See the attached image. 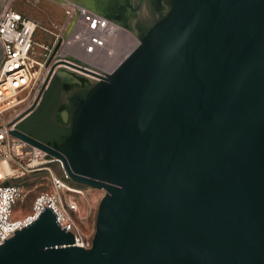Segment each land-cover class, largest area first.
Returning <instances> with one entry per match:
<instances>
[{
  "label": "water",
  "instance_id": "1",
  "mask_svg": "<svg viewBox=\"0 0 264 264\" xmlns=\"http://www.w3.org/2000/svg\"><path fill=\"white\" fill-rule=\"evenodd\" d=\"M169 4L111 73L66 64L97 82L57 147L17 127L43 93L8 132L104 190L91 247L46 207L0 264H264V0Z\"/></svg>",
  "mask_w": 264,
  "mask_h": 264
},
{
  "label": "built area",
  "instance_id": "2",
  "mask_svg": "<svg viewBox=\"0 0 264 264\" xmlns=\"http://www.w3.org/2000/svg\"><path fill=\"white\" fill-rule=\"evenodd\" d=\"M63 15V24L54 26L57 31L54 34L55 43L45 47L33 42L36 29H41L36 22L24 18L7 5L0 8V174H3L0 180V246L16 231L34 222L48 207L56 215L58 225L74 235L76 246L80 242L78 247H91V242L84 243L74 233L69 216V213L77 211V204L67 199L66 194L79 193L78 190L70 188L47 169L50 191L42 192L35 198L28 215L16 218L13 207L21 198L22 189L7 183L25 173L41 171L47 162L57 163L64 179L70 180L60 161L8 132L16 128V119L32 108L58 68L65 67L87 75L66 65L69 64L101 76L108 74L106 71H94L97 68L89 63L110 44L113 34L108 20L72 0L63 1ZM56 41H59V45L54 50ZM36 47L43 49L42 57L38 56ZM8 166L13 171L11 174L4 172Z\"/></svg>",
  "mask_w": 264,
  "mask_h": 264
},
{
  "label": "rangeland",
  "instance_id": "3",
  "mask_svg": "<svg viewBox=\"0 0 264 264\" xmlns=\"http://www.w3.org/2000/svg\"><path fill=\"white\" fill-rule=\"evenodd\" d=\"M63 1L64 0H0V8L7 5L20 13L24 18L36 22L41 29H36L34 33V44L37 46L51 47L55 43L54 34L57 33L54 26H60L64 22ZM72 1L100 14L111 23L130 30L136 39L140 38L139 34L134 29L136 21H140L143 24H146L147 27H150L159 18H161L160 16L168 9L163 6L162 14L158 16L154 10L155 3L153 0H122V5H120L117 9L118 14L114 16H106L103 12H101L100 8H97L98 4H100V0ZM131 6H133L136 10L134 11ZM58 45L59 41L56 43L54 50L58 48ZM36 49L38 56L42 57L44 52L43 49L39 47H36ZM97 69L94 71L98 73H102V71H104ZM52 79L56 80L55 84L62 91L60 104L57 107L56 113H60V111L66 107L67 95L73 93L79 88L87 90L90 85L97 82V79L95 78L75 72L65 67L58 68ZM54 89V86H52L47 92L45 100L35 111L31 120L37 118L44 111L46 103L48 102V99L52 95ZM29 120H27L24 124H27ZM42 168H45L46 170L28 172L15 180L7 181V183L17 185L22 189V196L13 207L14 216L16 218H21L28 215L31 212V207L35 198L42 192L50 191V174L47 170L50 169L54 175L65 181L70 188L79 191V193L66 194L67 199H72L77 204V211L69 213V216L73 225L72 227L74 233L84 243L92 242V238L95 233L98 206L104 196V190L77 184L71 180H65L63 177L64 174L62 170H60L57 163H51L43 166Z\"/></svg>",
  "mask_w": 264,
  "mask_h": 264
},
{
  "label": "flooded vegetation",
  "instance_id": "4",
  "mask_svg": "<svg viewBox=\"0 0 264 264\" xmlns=\"http://www.w3.org/2000/svg\"><path fill=\"white\" fill-rule=\"evenodd\" d=\"M153 1L155 3L154 10L158 16L162 14L163 6L167 8H169L170 6L169 4L170 0H153ZM131 8L134 11L136 10L133 6H131ZM102 11L103 10H101V12ZM110 12L111 10L103 11L104 14L106 13L108 14ZM162 15L160 17H162ZM148 28L149 27H147L146 24H143L140 21H136L134 24V29L139 34V36H141L144 31L146 32ZM55 81L56 80L51 79L46 90L43 92L40 101H38L36 107L20 121L19 123L20 125L18 126V129L24 131L28 136L37 139L43 143L52 142V143H57L58 146L69 133L71 115L74 109L72 104L73 99L83 98L87 90L84 88H79L73 93L67 95L66 107L62 109L65 112V117L63 119H59L58 117L59 113H56V110L60 104L62 91L59 89V87H57ZM52 86H54L55 89L52 95L50 96V98L48 99L44 111L37 118L31 120V117L33 116L35 111L40 107V105L43 103V101L45 100V95ZM27 120H29V122L27 124H24Z\"/></svg>",
  "mask_w": 264,
  "mask_h": 264
},
{
  "label": "bare ground",
  "instance_id": "5",
  "mask_svg": "<svg viewBox=\"0 0 264 264\" xmlns=\"http://www.w3.org/2000/svg\"><path fill=\"white\" fill-rule=\"evenodd\" d=\"M121 1L122 0H100V4H98L97 8L98 9L100 8L103 11L111 10L110 13L108 14L106 13L105 15L114 16L118 14L117 9L123 3ZM108 22L110 23V27L112 29V34H113L111 40L109 41L110 44L108 48L100 56H97L95 59H92L91 61H89V63L100 70H104L107 73H111L116 68V66L124 59V57L132 49H134V47L138 44V41L130 30L124 29V27L122 28L119 25L111 23L110 21ZM64 117H65V112L64 110H62L59 113V118L63 119ZM48 164H50V162L44 163V165H48ZM42 170H46V169L44 168ZM4 172L11 174L13 171L8 166L5 167ZM2 178H3V174H0V180ZM77 245L80 246V242H78Z\"/></svg>",
  "mask_w": 264,
  "mask_h": 264
},
{
  "label": "trees",
  "instance_id": "6",
  "mask_svg": "<svg viewBox=\"0 0 264 264\" xmlns=\"http://www.w3.org/2000/svg\"><path fill=\"white\" fill-rule=\"evenodd\" d=\"M145 34V31L143 32V34L141 36H143ZM140 36V37H141ZM45 144L49 147L55 148L57 147V143H52V142H45Z\"/></svg>",
  "mask_w": 264,
  "mask_h": 264
},
{
  "label": "crops",
  "instance_id": "7",
  "mask_svg": "<svg viewBox=\"0 0 264 264\" xmlns=\"http://www.w3.org/2000/svg\"><path fill=\"white\" fill-rule=\"evenodd\" d=\"M41 99V98H40ZM40 101V100H39ZM20 123V122H19ZM20 124H17V127L19 126ZM20 131H22V130H20ZM22 132H24V131H22ZM25 133V132H24Z\"/></svg>",
  "mask_w": 264,
  "mask_h": 264
}]
</instances>
